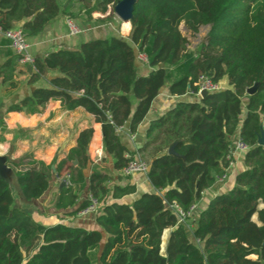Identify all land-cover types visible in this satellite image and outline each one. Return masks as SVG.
Returning <instances> with one entry per match:
<instances>
[{"label":"trees","instance_id":"1","mask_svg":"<svg viewBox=\"0 0 264 264\" xmlns=\"http://www.w3.org/2000/svg\"><path fill=\"white\" fill-rule=\"evenodd\" d=\"M118 1L0 0V28L19 25L29 37L58 15L73 16L75 3L91 18L109 7L111 16ZM129 22L128 37H97L35 57L29 82L45 85L34 86L6 112L34 114L49 100H59L66 110L82 107L100 123L112 169L146 153L152 190L121 201L136 193V184L109 186L110 169L91 168L88 131L58 162L45 164L30 154L9 160L25 199L48 189L54 164V174L62 177L64 171L69 181L53 199L56 209L75 215L87 206L88 194L101 208L97 228L62 221L44 225L14 206L0 178V264H264V145L257 142L264 131V0H135ZM181 23L193 34L209 25L192 50ZM138 52L147 63H139ZM138 65L150 69L144 74ZM199 73L224 88L197 96ZM166 84L181 98L150 120L142 146L129 151L116 129L128 125L135 132ZM252 85L255 91L246 93ZM3 123L0 118V127ZM236 136L249 148L233 186L209 199L194 226L190 217L179 221L172 204L187 212L202 197L233 159L226 156ZM172 144L176 155L167 152ZM165 229L170 231L161 250ZM127 230L141 231L138 242L121 244Z\"/></svg>","mask_w":264,"mask_h":264},{"label":"crops","instance_id":"2","mask_svg":"<svg viewBox=\"0 0 264 264\" xmlns=\"http://www.w3.org/2000/svg\"><path fill=\"white\" fill-rule=\"evenodd\" d=\"M66 5L67 2L64 3V7ZM70 12L73 13L71 17L81 27L82 31L77 35H68L64 23L66 15H58L47 23L39 33L27 37L30 44V52L34 57H41L47 52L59 48H76L80 43L97 37H108L110 35L128 37L129 35L130 22L128 27H123L124 21L118 15L114 13L109 16L110 7L105 14L92 13L91 18L86 16L84 8L79 9V4L77 3L74 4ZM106 16H109V18L100 21L101 18ZM8 61H10L8 66L0 68V118L4 122L0 128H5L8 132L11 131L10 138L15 133V152L12 153L11 157L8 156V158L19 160L24 155L30 154L32 158L43 161L45 164H50L52 161L58 162L67 155L70 148L76 145V141L80 135L84 131H88L86 153L88 154L90 151H94V149L100 147L104 157L107 156L112 163V157L103 151L100 123L96 122L94 116L82 107L66 110L61 106L59 100H49L39 112L34 114L22 111L6 112L8 104L19 100L32 90L34 86L45 85L44 80L29 82L31 71L28 70L27 66L18 64L15 54L8 44V40L0 33V65ZM138 66L144 74L150 69L146 66ZM180 98L178 95L169 93L168 84H166L154 98L148 113L138 124L136 131L133 132L134 138L129 137L128 125H125L122 131L119 132L121 140L127 149L133 151L135 148H140L145 140V130L150 120L173 106ZM14 129L15 131L13 132ZM136 154L139 155L140 153ZM243 158V152L236 153L233 165L229 169L227 180L223 184L213 183L204 190L202 197L196 202L195 213L190 216V220L192 221L190 224L192 226H194L197 213L206 207L213 195L227 191L233 186L235 175L244 168ZM73 163L75 162L73 161ZM51 165L54 166V164ZM110 171L113 184H124L127 180L136 184V193L124 196L121 201L129 202L141 192L152 190L145 175L136 174L130 178H120L118 170L115 171L111 168ZM52 173L49 187L43 195L37 199L27 200L25 202L26 205L22 208L27 210L36 221L44 225L62 221L88 229L97 228L95 224L96 215L82 217L76 214L69 215L68 212L71 209H56L53 206V199L58 193L59 183L62 177H64L65 172L63 171L62 177L56 176L53 169ZM115 177L117 179H114ZM17 191L21 193L15 180V192ZM85 195L86 193L83 192L79 200H82ZM111 200L109 198V201ZM15 202L19 206L16 197ZM169 231L170 229H165L162 233L161 243H163V249Z\"/></svg>","mask_w":264,"mask_h":264},{"label":"built area","instance_id":"3","mask_svg":"<svg viewBox=\"0 0 264 264\" xmlns=\"http://www.w3.org/2000/svg\"><path fill=\"white\" fill-rule=\"evenodd\" d=\"M64 23H65L68 35H77L82 31L81 27L70 16H65ZM0 33L5 39L8 40V44L10 48L12 49V51L14 52L18 64L21 66L30 65L31 68H33L35 57L30 52V44L21 26L16 25L8 29L0 28ZM137 59L140 64L147 63V56L143 52L137 53ZM197 85H198V90L196 92L197 96H200V91L202 90H206L207 92H210V91H215V90L224 88L222 84H220L219 82H214L211 79V77L203 73H199ZM122 129L123 127H118L116 130L117 132H120L122 131ZM128 133H129L130 138H134L133 133L131 132H128ZM248 148L249 146L247 145V143H245L239 136H236L232 139L229 145V149H228V153L226 157L227 159H231V158L234 159V156L236 153H239V152L244 153L246 152ZM126 156H129V155L127 154ZM233 159L230 160L229 165L226 168L225 172L222 175L217 176L214 183L223 184L227 180V177L229 175V169L233 165ZM147 170H148V163L145 160L141 159L138 155H134L133 157H130L128 162L123 167H121L118 170V172L121 177L125 178V177H131L136 174L145 175ZM64 177L66 178V184L67 183L69 184V181L67 178L68 176L65 175ZM86 198L88 200L87 206L80 209L76 213V215L79 217L97 215L98 212L100 211L101 202L96 196L92 194H88ZM172 206L174 207L175 211L178 214L179 221L184 222L185 220H187V217H190L191 215L195 213L196 203L192 204L187 212H184L183 210H181L178 207V205L175 203H173ZM189 225L190 227H192L191 224Z\"/></svg>","mask_w":264,"mask_h":264},{"label":"rangeland","instance_id":"4","mask_svg":"<svg viewBox=\"0 0 264 264\" xmlns=\"http://www.w3.org/2000/svg\"><path fill=\"white\" fill-rule=\"evenodd\" d=\"M113 14H114V11H113ZM180 26H181L182 33L184 34V36L188 40L187 47L189 49H191V50L194 49L197 46V44L204 38L205 33H206L205 28L200 27L199 31L197 33L193 34L189 30H184L183 29V26H184L183 23H181ZM242 100H246V98L243 97ZM14 131H15V129L13 130V132ZM10 133H11V131L8 132L5 128H0V154L1 155H6V156H9V157H11L12 153L15 152V133L12 134L11 138H10ZM98 150H99V152H98ZM88 155H89V157H90V159L92 161L91 168H98V169L103 170V171H105L106 168H108V169L112 168V163L109 161V158L107 156L104 157L103 153L100 150V147H98L97 149H94V151H90L88 153ZM138 156L141 159H143L146 162H148V157H147L146 153H140ZM9 160H15V159H10L9 158ZM6 163L8 164V161ZM12 171H13V169H12ZM52 174L53 173L51 172V175ZM119 177L122 178L121 176H119ZM125 178H127V177H125ZM114 179H117V178L115 177ZM15 180H16V178H15V175L13 173L11 175V181H12V184H11V188H12L11 190L12 191H11V193H12L14 201H15V197H16L17 198V204H19V206H21V208H22L23 206L26 205L25 202L27 201V199H25L22 196V194L19 193V191L15 192ZM107 184L109 186H111L113 183L110 180L109 182H107ZM140 232L141 231H138V232L129 231V230L124 231L121 244H125L126 240H128L129 243L138 242L136 240L139 237V233ZM160 249L163 250V243L160 244Z\"/></svg>","mask_w":264,"mask_h":264},{"label":"water","instance_id":"5","mask_svg":"<svg viewBox=\"0 0 264 264\" xmlns=\"http://www.w3.org/2000/svg\"><path fill=\"white\" fill-rule=\"evenodd\" d=\"M134 1L135 0H119L113 6L114 13L116 15H118L119 18L122 21L129 22L130 19L132 18ZM202 27L205 28L206 32L209 29V25H205V26H202ZM183 29L187 30V28L185 26H183ZM27 68H28L29 71H31V66L30 65H27ZM254 91H255V86L254 85H252V86H250V87H248L246 89V93H248V94H252ZM207 93L208 92L206 90L200 91V97H203ZM257 142H258V144H263L264 145V131L263 130H261V133H260V135H259V137L257 139ZM167 152L171 153V154H175V155L177 154L176 151H175V148H174V144H172L168 148ZM7 161H9L8 156L0 155V178L4 179L8 183V185L10 187V190H11L12 189L11 188V184H12L11 175L14 172L12 171L11 167L8 166V164L6 163ZM74 162L76 163V160H74ZM51 167L54 170V166L51 165ZM65 184H66V178L62 177V179H61V181L59 183V188L64 186ZM14 206H16V205L14 204Z\"/></svg>","mask_w":264,"mask_h":264}]
</instances>
